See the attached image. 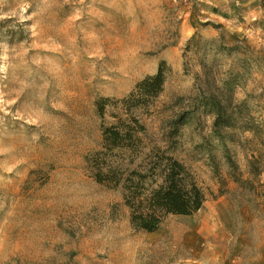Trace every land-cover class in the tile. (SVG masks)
Listing matches in <instances>:
<instances>
[{
	"label": "rangeland",
	"instance_id": "374dc122",
	"mask_svg": "<svg viewBox=\"0 0 264 264\" xmlns=\"http://www.w3.org/2000/svg\"><path fill=\"white\" fill-rule=\"evenodd\" d=\"M161 62L132 167L159 147L205 201L147 232L87 160ZM0 264H264V0H0Z\"/></svg>",
	"mask_w": 264,
	"mask_h": 264
},
{
	"label": "trees",
	"instance_id": "16d2710c",
	"mask_svg": "<svg viewBox=\"0 0 264 264\" xmlns=\"http://www.w3.org/2000/svg\"><path fill=\"white\" fill-rule=\"evenodd\" d=\"M164 65L161 62L155 73L143 77L127 96L117 101L126 117H118L114 124L102 127L101 149L87 160L96 181L122 187L132 227L147 232L157 230L169 214L195 213L205 201L203 189L190 177L184 164L159 147L143 153L139 163L132 167L138 157L136 150L142 144L139 134L145 132L136 112L148 110L162 93L167 79ZM220 89L219 97L203 94L201 100L212 116L217 117L214 125L219 117L226 116L233 98L232 91ZM109 100L102 98L96 102L100 116H104L105 103ZM126 153H130L127 163L122 159Z\"/></svg>",
	"mask_w": 264,
	"mask_h": 264
}]
</instances>
